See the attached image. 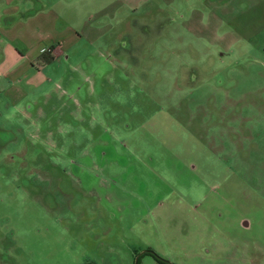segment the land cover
<instances>
[{
	"label": "rangeland",
	"instance_id": "obj_1",
	"mask_svg": "<svg viewBox=\"0 0 264 264\" xmlns=\"http://www.w3.org/2000/svg\"><path fill=\"white\" fill-rule=\"evenodd\" d=\"M40 3L0 15V264H264V0Z\"/></svg>",
	"mask_w": 264,
	"mask_h": 264
},
{
	"label": "crops",
	"instance_id": "obj_2",
	"mask_svg": "<svg viewBox=\"0 0 264 264\" xmlns=\"http://www.w3.org/2000/svg\"><path fill=\"white\" fill-rule=\"evenodd\" d=\"M19 1V0H17ZM16 0H8L7 2L4 0L5 4L0 10V15H4L5 17L10 16V21L6 20L4 23H7L5 26L10 27V30L14 27L21 26V28L26 29L28 26V32L31 38L35 40L37 37H41V33H45V29L42 27L45 25V16H42V12H38L39 8L41 6H45L43 3H40V0H33V2H37L36 7H34L33 10H30L29 8L27 10L20 9V6L22 4H18ZM30 1V0H29ZM22 10V11H21ZM9 21V22H8ZM4 27V26H2ZM4 29V28H3ZM37 30V31H36ZM42 31V32H41ZM60 43L57 41L54 44H51L52 52L59 51L58 45ZM60 46V45H59ZM41 50L44 48H40ZM40 50V51H41ZM39 53V52H38ZM6 54L8 58H11V62L8 64L7 67H3L0 69V82H3V88L10 91V77L14 76L16 72H19L22 68H20V65L22 62L17 63L22 59L24 56L26 60L28 61L27 67L30 65V59L33 56L32 54L23 55L22 52H17L14 47L11 45L7 46ZM17 63V64H16ZM16 64V65H15ZM2 86V85H1Z\"/></svg>",
	"mask_w": 264,
	"mask_h": 264
},
{
	"label": "trees",
	"instance_id": "obj_3",
	"mask_svg": "<svg viewBox=\"0 0 264 264\" xmlns=\"http://www.w3.org/2000/svg\"><path fill=\"white\" fill-rule=\"evenodd\" d=\"M146 251H147V250H146ZM152 254H153V256H154L159 262H161V263H167V261L161 259V258L158 257L156 254H154V253H152Z\"/></svg>",
	"mask_w": 264,
	"mask_h": 264
},
{
	"label": "water",
	"instance_id": "obj_4",
	"mask_svg": "<svg viewBox=\"0 0 264 264\" xmlns=\"http://www.w3.org/2000/svg\"><path fill=\"white\" fill-rule=\"evenodd\" d=\"M146 250H147V249H143L142 251H146ZM142 251H141V252H142ZM141 252H140V253H141Z\"/></svg>",
	"mask_w": 264,
	"mask_h": 264
}]
</instances>
